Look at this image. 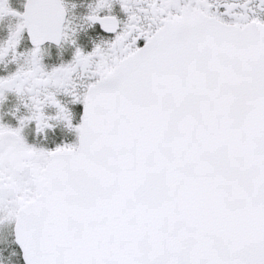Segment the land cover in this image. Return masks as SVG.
Returning a JSON list of instances; mask_svg holds the SVG:
<instances>
[{
	"label": "snow or ice",
	"instance_id": "1",
	"mask_svg": "<svg viewBox=\"0 0 264 264\" xmlns=\"http://www.w3.org/2000/svg\"><path fill=\"white\" fill-rule=\"evenodd\" d=\"M24 7L0 0V19L20 18L0 42L17 65L0 100L30 110L0 123V217L23 264H264V0H95L85 21L114 37L73 40L53 67L41 46L68 38L65 0ZM32 121L78 143L30 145Z\"/></svg>",
	"mask_w": 264,
	"mask_h": 264
},
{
	"label": "flooded vegetation",
	"instance_id": "2",
	"mask_svg": "<svg viewBox=\"0 0 264 264\" xmlns=\"http://www.w3.org/2000/svg\"><path fill=\"white\" fill-rule=\"evenodd\" d=\"M27 0H8V5L16 12L23 13L25 11L24 5ZM95 0H65L67 8L66 28L68 31V38L60 44L46 41L42 47L43 63L48 67L57 66L60 63H66L72 59L74 53V46L72 41L76 42L83 51H91L95 44L100 43L101 40H111L114 37L112 33H106L99 26L94 24L89 26L85 21V16L89 13V5L93 4ZM76 7L73 8L72 5ZM108 14L105 9L101 15ZM111 14L115 15L120 21L127 19L119 3H113ZM19 17L7 15L0 19V42L7 39L10 28L14 27L19 22ZM31 41L28 39L27 33H24V39L17 48L18 52L26 51L31 48ZM7 68L0 64V76L6 75L8 72L15 71L16 61L13 60L12 54L6 57ZM61 101L71 109L73 114V125L80 123V115L82 111V104H73L71 96H61ZM25 101L15 92H8L4 99L0 100V123L10 127H18V120L21 116L27 117L30 115V110L24 107ZM48 115H54L55 109L45 108ZM53 128L45 130L44 133L38 134L35 127V122H26L22 131L26 142L34 145L37 148H44L46 150H55L58 146L65 144H76L78 137L74 131H69L61 121H51ZM7 219V218H6ZM8 221V220H7ZM9 222V221H8ZM9 225H11L9 223ZM13 225H11L12 232ZM13 240V234L11 233ZM15 246V244H13ZM17 249V247L15 246Z\"/></svg>",
	"mask_w": 264,
	"mask_h": 264
},
{
	"label": "rangeland",
	"instance_id": "3",
	"mask_svg": "<svg viewBox=\"0 0 264 264\" xmlns=\"http://www.w3.org/2000/svg\"><path fill=\"white\" fill-rule=\"evenodd\" d=\"M11 233L7 219L0 217V264H23L18 249L12 243Z\"/></svg>",
	"mask_w": 264,
	"mask_h": 264
},
{
	"label": "water",
	"instance_id": "4",
	"mask_svg": "<svg viewBox=\"0 0 264 264\" xmlns=\"http://www.w3.org/2000/svg\"><path fill=\"white\" fill-rule=\"evenodd\" d=\"M82 113H83V107H82V111H81V115H80V121H81V116H82ZM77 143H78V140H77ZM12 230H13V228H12ZM13 234V233H12ZM13 239H14V236H13ZM15 246L17 247V249H18V251H19V254H20V259H21V261H22V263H23V256H22V252L20 251V249H19V246L18 245H16L15 244Z\"/></svg>",
	"mask_w": 264,
	"mask_h": 264
}]
</instances>
